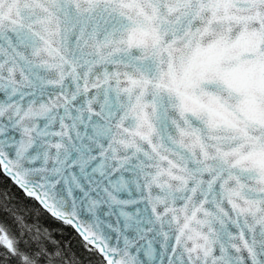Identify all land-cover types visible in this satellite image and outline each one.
<instances>
[{
  "label": "snow or ice",
  "instance_id": "snow-or-ice-1",
  "mask_svg": "<svg viewBox=\"0 0 264 264\" xmlns=\"http://www.w3.org/2000/svg\"><path fill=\"white\" fill-rule=\"evenodd\" d=\"M0 179V264H264V0H0Z\"/></svg>",
  "mask_w": 264,
  "mask_h": 264
},
{
  "label": "trees",
  "instance_id": "trees-1",
  "mask_svg": "<svg viewBox=\"0 0 264 264\" xmlns=\"http://www.w3.org/2000/svg\"><path fill=\"white\" fill-rule=\"evenodd\" d=\"M4 189L9 191L13 199V205H18V210L21 211L26 218H29L30 220L36 219V209L31 207L27 198L23 197L10 182L0 179V190ZM5 215L6 214L0 213V216ZM7 219L11 223L12 217L9 216ZM39 226L45 235H51L54 243L60 244L64 249L69 251V253H75L76 257L79 258V264H94V261L91 260L90 254L83 249L81 241L70 228H67L60 222L48 217L47 214L40 217Z\"/></svg>",
  "mask_w": 264,
  "mask_h": 264
}]
</instances>
